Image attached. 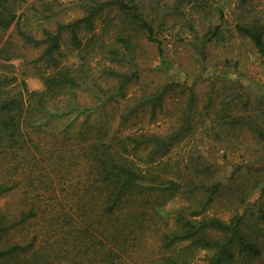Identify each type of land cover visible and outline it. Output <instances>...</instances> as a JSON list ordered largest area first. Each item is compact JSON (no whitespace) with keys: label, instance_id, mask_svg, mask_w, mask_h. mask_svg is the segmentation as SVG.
<instances>
[{"label":"trees","instance_id":"16d2710c","mask_svg":"<svg viewBox=\"0 0 264 264\" xmlns=\"http://www.w3.org/2000/svg\"><path fill=\"white\" fill-rule=\"evenodd\" d=\"M155 1L89 0L82 16L58 23L52 32L42 29L36 38L18 26V3L24 0H0V31L14 24L24 45L44 47L39 61L51 69L38 75L42 91L24 85L11 90L0 75V196L19 197L15 208L6 203L0 209V264H192L198 252L204 253V264H253L262 257L263 246L243 229L241 216L215 213L225 186L213 166L199 158L193 163L191 156L171 160L196 130L188 114L194 105L191 88L181 90L189 94L180 112L186 114L166 129L137 127L140 114L148 110V123H154L167 93L180 84H164L155 93L128 97L132 102L122 109L110 108L113 100L127 98L132 81L110 65L132 67L135 37L144 36L161 51ZM200 1L178 0L194 3L197 13L205 8ZM251 1L237 0L246 11ZM234 29L264 65V22L246 17ZM65 33L71 49L80 52L75 67L58 60ZM218 36L216 26L203 42ZM5 53L0 48V55ZM99 78L113 81L107 91L100 90ZM87 89L102 93L94 107L78 103ZM241 109L242 115H231L232 107L219 111L212 128L215 122L230 130L245 128L264 142V99ZM244 190V184L237 186L228 204L242 203ZM184 193L197 198L193 209L161 213Z\"/></svg>","mask_w":264,"mask_h":264},{"label":"rangeland","instance_id":"374dc122","mask_svg":"<svg viewBox=\"0 0 264 264\" xmlns=\"http://www.w3.org/2000/svg\"><path fill=\"white\" fill-rule=\"evenodd\" d=\"M88 1L24 0L18 3V26L41 38L42 29L52 32L58 23L65 24L82 16L83 3L87 4ZM200 3L205 8L199 13L192 7L194 3L183 2L179 5L178 0H157L152 3L157 18L154 25L161 22L156 32L161 51L157 44L147 41L144 36L135 37L136 59L132 67L110 65L115 71L132 75L127 98L117 103L113 100L110 108L117 106L122 109L132 102L128 97L155 93L164 84H180L167 93L163 110L156 111L154 123H148V110L138 113L137 127L153 131L166 129L171 122L179 121L180 115L186 114V111L180 112L185 109L189 94L181 90L191 88L194 105L188 114L196 130L192 137L188 135L173 150L171 160L175 163L191 156L193 163L197 158L204 160L205 164L210 163L217 179L225 186L222 193L225 196L217 201L220 207H226L221 209L217 206L215 213L219 215L227 211V214L220 215L222 218L241 216L243 229L252 232L264 249V142L258 141L245 128L230 130L221 122L220 126L215 122L212 128L211 124V121L218 120L217 115L221 110L232 107L231 113L223 114L242 115L243 104L248 103V107L252 108L256 101L264 99V65L249 41L240 38L234 29L236 23L246 17L264 22V0H252L246 6L247 11L237 0H201ZM108 16L116 19L113 14ZM98 26H102L100 21ZM216 26L219 36L203 42V36ZM69 40L70 35L63 34L60 47L62 57L58 60L63 66L75 67L79 64L80 52L71 49ZM0 48L7 52L0 55V75L9 79L10 89L22 90L24 85L28 91H42L43 84L38 75L51 71L44 60L39 61L44 47L24 45L13 24L8 30L0 31ZM6 56H13V59L5 60ZM102 65L109 66L106 61H102ZM97 81L103 91L113 84V81L106 83L102 78ZM96 91L87 89L79 93V105L96 106V96L100 98L102 94ZM240 184L245 185L244 201L228 204L231 194ZM18 199L17 194L0 196V209L6 203L13 204L11 207L15 208ZM196 201L197 198L190 193L180 194L160 211L167 214L184 207L193 209ZM203 256V252H198L192 264H204ZM253 264H264V250L262 257Z\"/></svg>","mask_w":264,"mask_h":264}]
</instances>
